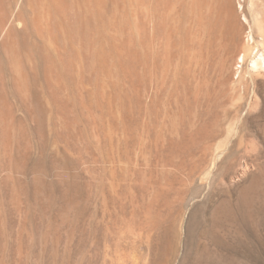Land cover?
Segmentation results:
<instances>
[{
    "label": "rangeland",
    "instance_id": "1",
    "mask_svg": "<svg viewBox=\"0 0 264 264\" xmlns=\"http://www.w3.org/2000/svg\"><path fill=\"white\" fill-rule=\"evenodd\" d=\"M169 1L111 0L87 49L44 40L71 55V80L26 60L28 98L0 47V264H264V0H232L233 46L188 44L189 0ZM5 2L0 42L19 0Z\"/></svg>",
    "mask_w": 264,
    "mask_h": 264
},
{
    "label": "bare ground",
    "instance_id": "2",
    "mask_svg": "<svg viewBox=\"0 0 264 264\" xmlns=\"http://www.w3.org/2000/svg\"><path fill=\"white\" fill-rule=\"evenodd\" d=\"M75 1H76V5L74 3H72L70 0H19V2H18L19 4L17 6L18 11H17L16 15H14L11 18L9 27H6V28H5V26L3 27V30H2L3 33H2V39L0 42V47L3 49V51L6 54V57L8 58V60H5V61H8V65L11 67V69L13 71H15L17 73L16 76H19V78H17V77L16 78L19 79L18 83L20 84V86L22 88L20 90V92L22 93V90H23V93L26 94V96H27V97H25V95H24L25 98H28V96H30L33 88H36V86H35L36 80H37L36 77H37V75H39V74H36L35 72H33V70L30 72V74L27 72L28 75L23 71L22 66L26 60L27 61L30 60V61L34 62L32 68L41 70L40 72L42 73V76L46 80L52 75H53L52 78L58 77V79H60L59 81H61L62 78H66V79L68 78L69 79V76H71V73H72L73 67H72L71 61H73V60H71V55L68 53H67L68 56H66V55H64V56L58 55L57 56V54L54 55L46 48V45L43 43V41L49 39V42L51 40L54 45H57L58 47H61L60 49H62L63 48L62 45L64 44V35L66 33V34H69V36L72 38V40L75 37L82 35L84 38L85 46H86L85 48L87 49V47H92L91 46L92 36H93V32L95 31L97 21L98 22L101 21L103 23L105 21V17L110 12V7H111L110 1L111 0H75ZM154 2L157 5V9H158V7H163L166 9L170 6L169 0H154ZM91 3H94V5L95 4L98 5V8L100 9V13H99L98 17L93 16V14L89 12V6L91 5ZM188 4H189L188 5L189 9H188V15L187 16H188V20H189V24H188L189 26H188V29L186 28V30H187L186 34L187 35L185 34L186 35L185 39L188 42V44L190 42H192V40H195L194 39L195 33H199L200 35L203 36L207 45L212 44L211 42L216 38L218 39L219 37L221 39H223L225 42H227V45H229V46L234 45L233 43H235V41L240 36L241 29H240L239 24L237 22V19L235 17L232 0H189ZM171 5H172V1H171ZM5 7H6L5 0H0V13H2L3 15L6 13ZM75 8H77V10L74 11ZM161 11H162V9H161ZM158 12L160 13V11H158ZM158 16H160V14H158L157 17ZM164 19H165V16H164ZM159 24H160V22H159ZM159 30H160V28H159ZM160 31H162V29ZM156 32H157V29H156ZM164 32L169 33V31H166L165 28H164ZM158 34H161V33L159 32ZM33 36L34 37L36 36L39 39L38 40L39 42L35 40L36 42L30 43L31 42L30 39ZM261 37H262V41L260 44L256 43L257 46L258 45L264 46V33H262ZM83 38H82V40H83ZM247 38H249V37H247ZM33 40H34V38H33ZM169 40H171V39H169ZM76 41H77V38H76ZM68 42L70 43V41H68ZM73 42H75V41H73ZM82 44H83V41H82ZM123 44H125V43H123ZM50 45H51V43H50ZM67 45H66V50L68 48ZM70 45H69V47H70ZM77 45H79V44H77ZM187 46H189V45H187ZM248 49H249V47H248ZM250 49H252V48H250ZM72 50H74V49L72 48ZM106 50L107 49H105L104 44H102V45H100V50H98L99 51L98 54H96L101 70L104 69L105 62L107 61L106 60V57H107V51ZM52 51H53V49H52ZM61 51L63 53L64 48ZM86 51H88V50H86ZM129 51H131V49H129ZM67 52H69V51H67ZM88 52H91V51H88ZM57 53H58V51H57ZM250 53H251V50L249 51V54ZM63 54H65V53H63ZM130 54H129V57L131 56ZM88 57H89V55H88ZM130 58H132V57H130ZM93 59H91V60H93ZM139 59H140V57H139ZM89 60H90V57H89ZM245 60H246L245 57L242 56V58L240 59V63L245 64ZM140 61H142V60H139V62ZM3 62H4V60H3ZM32 62H30L29 65H31ZM249 62L251 63V66H252L251 68L256 66L257 61H256V58H254V56L252 58H250ZM27 63L28 62H26V64ZM145 63H146V60H145ZM131 66H134V65H131ZM102 73H104V72L102 71ZM4 74H5V71L3 72V67L0 64V83L2 84V86L4 85L3 81H2L4 79V76H3ZM8 74H9V72H8ZM133 74H135V72H133ZM133 74H131V75H133ZM64 80H63V83L66 84V82ZM69 80H71V78ZM68 82H70V81H68ZM63 83H61V84H63ZM61 84H59V85H61ZM40 85H41V83H40ZM59 85H57V86H59ZM18 87H19V85H18ZM40 87H42V86H40ZM61 88H63V85H61ZM61 88L58 87V89L54 92V95H55L54 97H58V95H59L58 93H59ZM12 90L13 89L11 88V91ZM33 91H36V90H33ZM13 93H14V91H13ZM11 94H12V92H11ZM34 96H36V95H34ZM42 96H45V95H42ZM48 96H49V94H48ZM22 100H23V98H22ZM44 101H45V98H44ZM56 101H58V100H56ZM62 101H63V99H62ZM41 102H42V100H41ZM41 102L39 100H37V98H36L33 101V106H32L35 109V111H34L35 112V118L34 119H36V120L38 119V126H40V124L44 121L45 116L47 114L45 111V107L43 108V104ZM55 106H58V105H55ZM63 108H65V107H63ZM58 112H60V111H58ZM64 113H65V111H64ZM8 114H9V112H8ZM8 114H7V118H8ZM48 115H49V113H48ZM44 126H46V125H44ZM0 128H1V126H0ZM44 133H46V132H44ZM3 141H1V142H3ZM44 143H45V141H44ZM59 172L56 175L57 176L56 179H57V182L59 183L58 187H59L60 193L63 197L69 196L68 194L70 193L71 187L68 186L67 184H65L63 176H61L62 173L60 175ZM74 183H76V182H74Z\"/></svg>",
    "mask_w": 264,
    "mask_h": 264
}]
</instances>
